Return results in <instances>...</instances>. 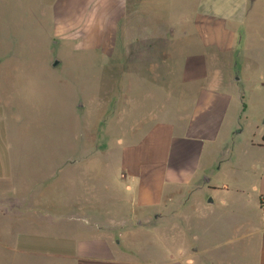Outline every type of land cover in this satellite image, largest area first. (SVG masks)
Wrapping results in <instances>:
<instances>
[{
  "label": "crops",
  "instance_id": "obj_1",
  "mask_svg": "<svg viewBox=\"0 0 264 264\" xmlns=\"http://www.w3.org/2000/svg\"><path fill=\"white\" fill-rule=\"evenodd\" d=\"M153 2L50 0L56 44L114 61L119 103L100 120L115 124L116 158L80 156L83 171L47 207L51 178L19 174L3 157L0 264H264V34L252 13L264 0L191 11L239 23L253 15L243 36L229 22L218 33L158 20ZM149 231L157 248L147 252L135 233Z\"/></svg>",
  "mask_w": 264,
  "mask_h": 264
},
{
  "label": "rangeland",
  "instance_id": "obj_2",
  "mask_svg": "<svg viewBox=\"0 0 264 264\" xmlns=\"http://www.w3.org/2000/svg\"><path fill=\"white\" fill-rule=\"evenodd\" d=\"M49 7L50 0H0V160L13 156L15 161L8 167L17 173L50 177L43 184L47 207L54 204L56 189H69L72 174L83 171L85 164L77 162L80 156L115 160V154L108 152L109 140L117 135L115 124L106 128L100 118L108 106L114 109L119 103L117 84L111 83L119 77L113 76L114 61L104 59L98 50L74 51L56 44L45 25ZM194 7L220 14L231 12L234 5L233 0H205L201 4L154 0L153 15L161 21L176 19L186 29L212 27L214 32L219 29L218 33L229 22L238 26L240 36L256 15L254 23L264 34L263 12L253 11L251 20L240 23L198 16L193 20ZM207 21L215 25L207 26ZM177 55V60H184L182 52ZM189 55L186 52L185 56ZM193 55L191 60L197 61L198 56ZM238 56L241 67L247 53L238 52ZM55 59L60 61L52 66ZM83 102L85 107H78ZM6 170L0 167V172ZM114 231L116 236L122 233L117 228ZM150 232L135 233L136 240H147L142 243L147 252L157 248V240L149 239Z\"/></svg>",
  "mask_w": 264,
  "mask_h": 264
},
{
  "label": "water",
  "instance_id": "obj_3",
  "mask_svg": "<svg viewBox=\"0 0 264 264\" xmlns=\"http://www.w3.org/2000/svg\"><path fill=\"white\" fill-rule=\"evenodd\" d=\"M59 59H55L54 62L52 63V66H56L59 63Z\"/></svg>",
  "mask_w": 264,
  "mask_h": 264
},
{
  "label": "built area",
  "instance_id": "obj_4",
  "mask_svg": "<svg viewBox=\"0 0 264 264\" xmlns=\"http://www.w3.org/2000/svg\"><path fill=\"white\" fill-rule=\"evenodd\" d=\"M262 205L264 206V202L262 203Z\"/></svg>",
  "mask_w": 264,
  "mask_h": 264
}]
</instances>
